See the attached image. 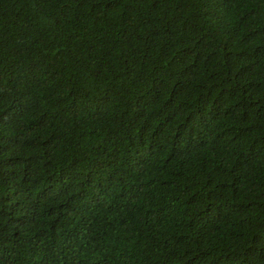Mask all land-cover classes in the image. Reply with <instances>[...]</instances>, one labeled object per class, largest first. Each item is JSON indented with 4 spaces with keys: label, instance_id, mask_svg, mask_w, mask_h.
Masks as SVG:
<instances>
[{
    "label": "trees",
    "instance_id": "obj_1",
    "mask_svg": "<svg viewBox=\"0 0 264 264\" xmlns=\"http://www.w3.org/2000/svg\"><path fill=\"white\" fill-rule=\"evenodd\" d=\"M0 264H264V0H0Z\"/></svg>",
    "mask_w": 264,
    "mask_h": 264
}]
</instances>
